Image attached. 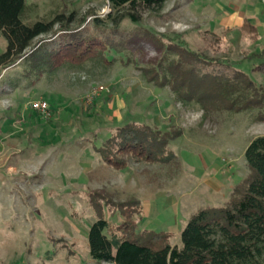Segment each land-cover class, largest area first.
<instances>
[{
  "label": "rangeland",
  "instance_id": "374dc122",
  "mask_svg": "<svg viewBox=\"0 0 264 264\" xmlns=\"http://www.w3.org/2000/svg\"><path fill=\"white\" fill-rule=\"evenodd\" d=\"M25 3L33 8L29 21L60 4L67 15L75 11L76 19L87 15L83 31L88 34L93 18L109 12L107 0ZM241 18L256 31L245 23L239 28ZM225 24L233 27L225 31ZM136 27L122 22L119 34L125 43L113 45L121 54L111 65L60 67L31 80L20 67L4 71L0 264H95L87 240L95 220L91 205L119 223L120 212L113 209L121 204L133 212L130 221L137 231L167 233L181 248V231L189 220L200 210L224 207L247 177L244 153L253 139L264 136V120H258L264 108L203 117L197 106L184 105L168 88L144 83L137 68L155 66L163 53L148 33L181 35L192 50L227 59L264 90V0H169L159 14H144ZM60 38L42 36L33 47L48 51ZM205 38L215 49H206ZM5 47L0 33V53ZM36 101L47 104V114L31 108ZM133 122L162 132L179 129L168 144L175 158L162 164L130 161L122 171L102 161L93 146L98 148L115 127Z\"/></svg>",
  "mask_w": 264,
  "mask_h": 264
},
{
  "label": "trees",
  "instance_id": "16d2710c",
  "mask_svg": "<svg viewBox=\"0 0 264 264\" xmlns=\"http://www.w3.org/2000/svg\"><path fill=\"white\" fill-rule=\"evenodd\" d=\"M107 1L108 14L93 18L88 34L83 31L87 15L80 19H76L75 11L67 15L63 4L29 21L33 8L25 0H0V33L6 40L0 53V81L4 71L14 67H20L21 75L31 80L60 67L111 65L121 54L113 45L125 43L126 37L119 34L122 22L140 28L144 14H159L169 0ZM244 26L256 31L249 24ZM101 31L111 32L110 37H103ZM54 35H61L56 48L39 52L33 47L39 37ZM115 35L120 37L119 42L114 40ZM148 38L163 53L155 66L137 68L144 83L168 88L184 105L197 106L203 117L209 112L264 108V90L235 70L227 59H209L203 51L189 48L181 35L170 38L148 33ZM204 40L207 50L215 49L207 38ZM258 120H264V116ZM114 129L93 149L117 171L124 170L130 161L162 164L175 158L168 144L179 129L162 132L137 122ZM244 158L247 177L224 207L200 210L189 220L181 231V248L171 244L167 233L137 231V223L130 221L133 212L121 204L113 209L120 212L119 223L111 222L102 208L91 205L95 220L87 234L90 259L95 264H264V136L249 143Z\"/></svg>",
  "mask_w": 264,
  "mask_h": 264
},
{
  "label": "built area",
  "instance_id": "2783aa9c",
  "mask_svg": "<svg viewBox=\"0 0 264 264\" xmlns=\"http://www.w3.org/2000/svg\"><path fill=\"white\" fill-rule=\"evenodd\" d=\"M31 108L38 111V112H41L43 114H47V110H48V106L45 102H42V101H36V102H33L31 104Z\"/></svg>",
  "mask_w": 264,
  "mask_h": 264
},
{
  "label": "crops",
  "instance_id": "0c3cea01",
  "mask_svg": "<svg viewBox=\"0 0 264 264\" xmlns=\"http://www.w3.org/2000/svg\"><path fill=\"white\" fill-rule=\"evenodd\" d=\"M241 19H242V22L238 23V27H239V28H241V27L243 26L244 23H245V24H248V22H249L248 20H246V22H245V19H243V18H241ZM245 24H244V25H245ZM249 25H251V26H253L254 28H256L255 25L252 24V23L249 24ZM232 27H233V26H231V25L225 24L224 27H223L222 29H224V30L226 31L227 29H230V28H232Z\"/></svg>",
  "mask_w": 264,
  "mask_h": 264
}]
</instances>
